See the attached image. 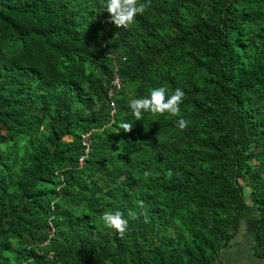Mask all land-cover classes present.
Wrapping results in <instances>:
<instances>
[{"label":"trees","instance_id":"obj_1","mask_svg":"<svg viewBox=\"0 0 264 264\" xmlns=\"http://www.w3.org/2000/svg\"><path fill=\"white\" fill-rule=\"evenodd\" d=\"M139 2L0 0V264H219L249 209L264 258V0ZM161 86L180 116L135 120Z\"/></svg>","mask_w":264,"mask_h":264},{"label":"clouds","instance_id":"obj_2","mask_svg":"<svg viewBox=\"0 0 264 264\" xmlns=\"http://www.w3.org/2000/svg\"><path fill=\"white\" fill-rule=\"evenodd\" d=\"M147 7L148 4L139 2V0H106L105 4V10L109 14L110 22L117 28H128L131 26L136 15L143 14ZM184 96L185 93L180 88H176L174 92L168 94L167 89L161 86L151 89L149 96L132 98L128 106L137 121L143 119V113L148 112L153 115L168 113L171 116L179 117L180 104L183 102ZM188 123L189 121L184 118L177 120V126L180 130H184ZM120 128L125 132H130L133 124L122 122ZM140 206L143 207V202H140ZM129 214L135 217L134 213L130 212ZM101 220L106 227L114 229L120 236H123L128 228V220L124 218L123 213L119 210L104 212Z\"/></svg>","mask_w":264,"mask_h":264},{"label":"crops","instance_id":"obj_3","mask_svg":"<svg viewBox=\"0 0 264 264\" xmlns=\"http://www.w3.org/2000/svg\"><path fill=\"white\" fill-rule=\"evenodd\" d=\"M247 216V215H246ZM249 224V216L243 218L242 225L239 229V235L235 240L219 253V264H263L264 258L255 257L250 249L251 235L246 233L247 225ZM237 233V234H238ZM234 239V238H233ZM248 240V243L246 240Z\"/></svg>","mask_w":264,"mask_h":264},{"label":"built area","instance_id":"obj_4","mask_svg":"<svg viewBox=\"0 0 264 264\" xmlns=\"http://www.w3.org/2000/svg\"><path fill=\"white\" fill-rule=\"evenodd\" d=\"M115 69L116 68L114 66L113 67L114 72H115ZM118 88H119V80H118L117 75L114 73L112 75V77H111V80H110V87L108 88V92H107L108 95H110L113 90H116ZM81 144L84 146L83 152H84V154H86L87 151H88V139L86 138V136H82V138H81ZM81 163H82V156H80L78 158V165H80Z\"/></svg>","mask_w":264,"mask_h":264},{"label":"rangeland","instance_id":"obj_5","mask_svg":"<svg viewBox=\"0 0 264 264\" xmlns=\"http://www.w3.org/2000/svg\"><path fill=\"white\" fill-rule=\"evenodd\" d=\"M238 182H239V184H241V186H243V187H242V188H243V189H242V193H243L244 200H245L246 204L250 205V200H249V198H248V188L244 186L243 182H242L240 179H238ZM247 213L249 214V224L247 225L246 233L251 235V228H252L251 225H252V220L254 219V216H255V211L249 209ZM240 230H241V229H240ZM238 232H239V231H238ZM238 232H237V233H238ZM238 235H239V233L236 234V236L234 237L233 240H235V239L238 237ZM245 240H246V242L248 243V240H247V239H245Z\"/></svg>","mask_w":264,"mask_h":264}]
</instances>
